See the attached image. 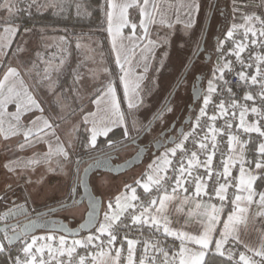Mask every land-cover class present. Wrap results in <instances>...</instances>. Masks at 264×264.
I'll return each mask as SVG.
<instances>
[{"label": "snow or ice", "instance_id": "obj_1", "mask_svg": "<svg viewBox=\"0 0 264 264\" xmlns=\"http://www.w3.org/2000/svg\"><path fill=\"white\" fill-rule=\"evenodd\" d=\"M106 3L107 31L112 37L113 50L117 53L116 62L123 72L119 79L123 84L127 107L128 109L138 108L143 104V98L140 95V80L143 77L136 79L129 77L130 69L125 70L124 64L121 63L123 44L121 43L118 47L117 40L128 39L134 47L138 46L136 41L147 40V45L142 51L152 52L156 42L149 39L150 26L158 22L164 24L163 13L155 0H106ZM33 5L37 6L38 11L46 7H56L51 4H37V0H31L28 8ZM133 7L139 11V25L129 20V9ZM199 7L196 0L180 4V8L186 9L189 17L186 28L192 26V14L198 12ZM0 10H6L9 17L20 11L14 0H4L0 3ZM244 21L240 25L233 24L226 32L225 40L217 43L221 60L213 72V79L208 82L202 97L203 106L199 108L198 115H195L191 130L182 133V138L178 142L174 141V147L166 149L161 157L149 165L148 172L145 174L146 179L141 177L134 182L149 198L142 200L137 195V187L125 184L126 192L117 195L114 202L110 201L107 204L103 221L97 222L98 235L90 234L83 239H73L70 243L63 235L59 236L58 242H56L57 237L51 234L29 235L30 229L35 226V221H29L24 225L18 223L6 225L4 229H0L4 232L3 240L7 241L8 245L14 241H21L17 254L15 256L10 254L11 264H208L206 257L216 254L226 257V264H264V234L256 246L242 239L249 234V224L253 219L250 208L253 205L257 206L256 215L264 217V192L255 191L254 183L258 176L254 174L251 167L254 163L255 170H264V139L258 142L257 158L254 161H246L245 151L252 137L249 135V138L245 140L240 138L243 134L252 133L264 138V123H262L264 122V54L253 52L256 46L264 48V18L252 14L245 16ZM256 24H259V27H256ZM128 27L131 28V32L125 37L123 29ZM137 27L142 30L141 36L136 35ZM168 27H171V24H168ZM238 29H243L239 33V39L236 38ZM17 31L18 28L11 25L3 28V34H0V51L10 47V38L14 39ZM25 31L29 30L25 29ZM227 41H231L233 47L225 52L224 45ZM17 51H23V49L18 48ZM246 51L249 52L246 58L247 63L241 55ZM229 55L235 56L236 62L242 69H248V71L235 72L237 86L247 89L239 98L224 78L226 70L234 71L233 62L226 59ZM143 58L148 59L147 56ZM124 59L125 62L131 63L126 54ZM63 64L64 60L61 59L59 66ZM145 71H147V65H145ZM47 72L46 68L44 79L49 78ZM19 77L20 73L16 68L8 67L0 78V136L7 140L10 137L22 135L23 142L18 144L21 150L42 141L47 143L48 150L44 153H34L26 161L19 159L9 161L4 167L9 172L15 173L17 168H31L35 171L36 166L44 164L48 166L49 172L67 168L66 174L71 176L72 170L67 166L72 163L71 152L74 149L72 141L69 140L65 144L60 140L56 133L59 125L43 115L44 109ZM219 81H223V84L221 85ZM256 86L258 90L252 91ZM214 96L218 102L213 100ZM102 100L107 103L111 115L116 119L98 124L94 120L89 121L87 116L84 117L83 123L91 124V127L86 129L90 133L87 143L91 149L97 147L98 136L109 135L113 125L123 126L124 135H128L120 100L111 82L93 100V103L99 106ZM248 102H252V106ZM257 102L259 106H255ZM9 104L15 105L14 113H7ZM209 105L213 106L211 115L208 111ZM168 110L171 111V109ZM33 111L39 112L40 115L35 116L28 126L24 125L21 120L22 115ZM249 112L256 117L252 122L247 120ZM89 115L94 116L93 113ZM6 116L10 117L7 129L4 127ZM218 120L223 121L220 126H217ZM237 120L238 123H236ZM73 130L78 131L75 128ZM218 137L221 139L218 140ZM224 137H227L226 142L223 141ZM188 142H191L192 149L188 148ZM111 143L109 141V146ZM218 152L221 159L219 165L214 168L213 159ZM54 157L55 160H53ZM76 163L78 165L79 161ZM237 164L239 165L238 175L233 176L232 169ZM209 181L212 182L211 186ZM26 182L32 183L31 179ZM39 182H43V176ZM229 189H234L231 195H229ZM75 191L76 189L73 188L72 192ZM181 193H184L182 201L179 199ZM205 196L209 198L208 201L201 199ZM257 196L258 200L255 199ZM213 198L220 203H212ZM177 202L195 203L196 215L203 226V231L199 235L170 227V212L183 211V207L177 206ZM16 214L18 213L10 209L5 213V217ZM94 215L93 207V211L89 213L88 223H92ZM3 218L0 217V219ZM218 225L222 227L218 228ZM144 227L150 230L147 238H144L143 232L140 231ZM9 228L12 235L8 234ZM133 228L140 231L139 239L130 238V231ZM152 229L155 231L152 232ZM160 232L165 237H174L179 240L178 250L170 254L163 246V242L155 236V233ZM217 233L219 238H216ZM118 239L119 247L116 246ZM138 244L142 248L139 257L137 256ZM190 244L197 245L198 248L190 247ZM213 244L214 248H211ZM227 244H231L232 247L225 249ZM236 246L244 248L238 256ZM77 249H84V254L79 253ZM5 251L10 253L7 245L0 242V253Z\"/></svg>", "mask_w": 264, "mask_h": 264}, {"label": "rangeland", "instance_id": "obj_2", "mask_svg": "<svg viewBox=\"0 0 264 264\" xmlns=\"http://www.w3.org/2000/svg\"><path fill=\"white\" fill-rule=\"evenodd\" d=\"M21 1H28L29 4L31 3V0H14L16 7L20 8ZM79 1L81 0H37V4L41 3L59 6L75 2L78 7H83L82 10H86V8H84L85 5L83 6ZM3 2L4 0H0V3ZM262 2L264 3V0H262ZM201 3L199 23L193 28H162L157 29L156 32L153 31V36L149 35L150 40L155 42V38L157 39L156 41L159 43V48L157 53H154L152 62L147 71L143 72L145 70V63L138 62V67L141 70L139 74L143 76L140 82V95L143 93L144 100L143 104L137 108V112L135 113V108L128 109L125 100L126 113H123L125 122L128 125V135H124L121 141L130 140L142 131V127H145L153 115L161 109L175 84L183 74V71L189 64L190 59L197 50V45L200 44L207 18L214 2L212 0L207 1L206 11L203 6L205 1H201ZM221 5V3H218V6ZM47 8L48 7L43 8L42 10ZM230 8L231 5L229 4L228 9L230 10ZM107 11L108 9L106 12ZM136 13L139 15L138 9L135 7L130 8L129 20L131 23L139 25V18L137 22L133 20ZM217 17V13L213 15L214 24L217 21ZM231 17H233L232 14ZM214 24L212 25L213 29L208 33L209 38L207 39V43H209L211 35L214 34ZM0 25H2L3 28L9 25L18 28L15 23L10 21L9 14L6 10H0ZM225 26L224 33L226 34L227 30L232 27L231 19L229 25L226 24ZM258 26L259 24H256V27ZM3 28L0 29V34H3ZM238 31H242V29H238ZM124 32L130 34L131 28H125ZM141 34L142 30L137 27L136 35L141 36ZM14 39L10 38V47H5L0 51V78L3 77L8 67L16 68L20 73L19 78L24 81V85L44 109L43 115L59 125V127L56 128V133L60 137V140L65 144L71 140L74 145V149L71 152L72 163L67 166L72 170L71 176L66 174L67 168L64 170L56 169L53 172H49L47 170L48 166L44 164L36 166L35 171L31 168H17L16 172L12 173L4 167L6 163L17 159L26 161L31 158L34 153L46 152L48 150V145L46 142L42 141L32 147H26L21 150L18 144L23 142L22 135L10 137L7 140H5L3 136H0V197H4V201L2 202L3 205L8 206L9 210L24 206L27 207L28 210H38L62 203V201L67 198L64 196L66 194L65 184L68 182L67 180L71 177V180L74 182V174L77 167L81 170L84 166V163L81 164V162L77 165V154H82L86 157L99 152V150L91 149L88 146L87 141L90 138V133L86 129L90 128L91 124H85L83 120L86 116L89 121L94 120L97 123L98 120L101 121L100 123H107L110 120L116 119V117L111 115L107 103H105V107H103L104 111L98 112L101 108L100 104L99 108H97L98 111H91L93 100L98 96V93L105 89L109 82L112 83L113 77L106 62V50L102 46L100 38L94 32L88 31L77 35L76 47L78 51L75 53L71 51L70 44L64 36L48 33L44 28L23 31V33L19 35L14 48H11ZM107 41L112 56L115 53L114 57H117L116 51L112 53V38L110 36H107ZM140 41L147 45V40L141 39ZM218 41H220V39ZM117 43L123 44L124 51L122 52L126 51L125 54L128 60L131 56L135 55L136 51L138 52V50L141 49L139 47V49H134V52H130L129 48H133L134 46L128 39L117 41ZM18 48H22L23 51H17ZM216 50L217 45L215 47V52ZM147 53L149 52L142 51L141 57L139 56L140 60L144 55H147ZM121 57L123 58L124 56ZM61 59L64 60V64L59 66ZM121 63H123V59H121ZM123 64L126 70L128 63ZM198 64H200V62ZM129 66H131V64ZM212 66V75L206 84H208L209 80L213 79L215 67L214 64H212ZM195 67L196 66L193 65L189 74L177 89L167 109L156 121L154 127L148 131V137L156 134V132L168 121L178 105L182 104L185 106L190 102V79ZM46 68L48 69V79H44ZM118 68L121 76L123 72L121 71L120 65H118ZM66 77L68 78L64 81L63 79ZM78 77L79 79H77ZM145 84L149 89L148 91L145 90L144 93L143 88ZM206 88L205 86L204 92ZM202 97L203 95L201 96L195 115L199 113V108L202 105ZM10 106L11 105H9V107ZM96 106L98 105L96 104L95 107ZM11 109H15V107L12 105ZM168 109H171V111ZM90 113H93L94 116L89 115ZM39 115L40 113L36 111L28 112L23 119L21 118L22 123L28 122L26 123L28 126L30 121L34 119L35 116ZM117 126L120 125H113L112 128ZM74 128L78 129V131H74ZM114 144L115 143L111 144V146L107 144V146L111 148L114 147ZM170 146L174 147V143ZM127 152H130V149H128ZM164 152L165 149L162 150L160 156H162ZM122 155L124 156L125 154ZM158 157L159 155L155 157V160ZM55 159L54 157L53 160ZM150 164L148 160H143L140 164L116 175L105 172L93 173L90 176L92 191L95 195L101 196L103 203L110 197L112 200H109L107 204L110 201L113 202L114 197L126 190L124 187L125 184L130 185L136 180L141 179V177L146 178L145 172H147V168ZM42 176L43 182L41 183L39 181ZM28 179H31L32 183H27L26 181ZM85 210V204H80L61 209L57 214L59 217L68 221V223H70V218H73V223L71 225H75L82 219ZM103 213L100 214L99 222L103 221ZM97 227L98 224L93 232L71 238L70 241L73 239H83L90 234H98L96 232ZM43 235L45 234L41 236Z\"/></svg>", "mask_w": 264, "mask_h": 264}, {"label": "trees", "instance_id": "obj_3", "mask_svg": "<svg viewBox=\"0 0 264 264\" xmlns=\"http://www.w3.org/2000/svg\"><path fill=\"white\" fill-rule=\"evenodd\" d=\"M217 1H219L221 4L224 3L223 1H228L227 6L230 3V0H217ZM75 2L66 4V5L62 4L56 7H48L45 10L41 9L38 11L36 5H33L31 8H28V5H29L28 1H21L20 8H19L20 11L16 12L14 15L9 17L10 21L15 23L18 26V31L16 32V36L11 45V48H14L19 35H21L23 31H25V29L37 30L40 28H44L47 30L48 33H53V34L64 36L70 44L71 51L75 53L78 51L76 47L77 35L88 32V31L94 32L100 38L102 46L106 50L105 51L106 52V62L111 71V75L113 77L112 84L116 88V94H117L118 99L120 100L121 110L122 112L126 113V103L124 99L123 88H122V84L120 83V79H119L120 70L115 63V60L111 54V51L109 49V44L107 41V31H106L107 3H106V0H81L79 1L83 6L85 5L84 8H86V10L84 9L82 10L83 7L81 6L78 7L75 4ZM138 18H139V15L136 13L133 19L134 22H137ZM2 28H3L2 25H0V29ZM224 36H226V34L223 31L221 35H219V39L221 40ZM214 56H215V52H214ZM0 73H1V70H0ZM68 77H66L63 80L65 81ZM143 89L145 93V90L148 91L149 87L147 88V85L145 84ZM141 96L144 100L143 93ZM135 112H137V108H135L134 113ZM126 126H128L127 123H126ZM143 128L144 127H142V129ZM123 138H124V127L123 126L114 127L112 128V131L109 133L107 137L99 136L97 138V147L95 149L101 151V150L108 148L107 144H109V141L112 142L111 144L115 143L114 146L121 145L122 143L127 141V140L121 141ZM258 142L259 141L257 140H251L250 143L247 145V148L245 151L246 161H254L257 158L256 149H257ZM77 158H78V161L80 162L84 158V155L77 154ZM262 180H264V177L258 178L255 181L254 186L255 187L260 186L262 184ZM130 185L133 187L136 186L134 182L131 183ZM137 195H139L141 198H144V194L140 187H137ZM66 199H64L62 202L66 201ZM109 200H112L111 197L107 199L105 203L102 202L101 213L104 212V209L107 206V202ZM3 201H4V197L0 199V214L9 210L8 206L3 205L2 203ZM76 205L77 204H75V206ZM93 231L94 229L91 230L90 232H93ZM39 233H48V232H39ZM20 246H21V241L17 242L13 246L7 245L8 249L10 250V253L9 251L0 253V264H11V259L9 258L10 254L11 256H15ZM206 260L208 264H226V257H220L218 254L209 255L206 257Z\"/></svg>", "mask_w": 264, "mask_h": 264}, {"label": "crops", "instance_id": "obj_4", "mask_svg": "<svg viewBox=\"0 0 264 264\" xmlns=\"http://www.w3.org/2000/svg\"><path fill=\"white\" fill-rule=\"evenodd\" d=\"M201 1H205V4L203 6H204V9L206 11V6H207L208 0H196V2L199 3L200 7H199L198 12H194L192 14L193 23H192V26L190 28H193L194 26L197 25V23H199L198 21H199L200 15H201V5H202ZM155 2L160 6V11H161V13H163V18L165 20V23L161 24L158 22L155 25H151L150 30H149V33H150L149 35L153 36V31L156 32L157 29H162V28L163 29L164 28L190 29V28L185 27V25L187 24V22L189 20V17L186 14V9L180 8V4L182 2L187 4L188 2H190V0H155ZM263 4L264 3L262 2V0H230V5H231L232 11H233L232 12L233 17H231V25L243 24L245 22L244 17L247 15L255 14L256 16H260L261 18H264V5ZM106 18H107V16H106ZM159 19H160V17L158 16L157 20L159 21ZM139 20H140V15H139ZM168 24H171V27H168ZM107 28H108V23L106 20V31H107ZM242 31H243V29H242ZM107 34H108L107 36H110L108 31H107ZM123 34L125 37H127L129 35V34L124 32V29H123ZM156 40L157 39L155 38L156 47L152 50V52H149V53H147V55L143 56V57L147 56L148 57L147 60H145L143 57L140 60L142 49L145 46L144 42L142 43V41H140V40L136 41V44L138 46H135L134 49L135 50L139 49V47L141 49L138 50V52L136 51L135 55L131 56L129 58V60L131 61V63H130L131 66H129L130 65L129 63L127 64V62H125L124 57L123 58L121 57V59H123V63L128 65V66H126V68H127L126 70L130 69L129 77H131L132 79H136L138 77H143L142 75L139 74V72H141V70L139 69L138 65H139V63L143 62V63H145V65H147V69H148V67L150 66V64L152 62L154 53L156 54L157 50L159 48V43ZM117 41H120V40L118 39ZM119 45H121V43H119V44L117 43V46H119ZM132 49H133L132 47L129 48L130 52H132ZM113 51L114 50H112V53H113ZM125 52H122L121 56H125ZM114 54H113V57H114ZM114 60H116V57H114ZM116 65H117V63H116ZM144 69H145V66H144ZM135 71H137V72H135ZM143 72H145V70ZM122 75H123V73L121 74V76ZM140 82H141V80H140ZM207 86H208V84H206V87ZM122 88H123V84H122ZM101 92L98 95H100ZM105 103L106 102L104 100L101 101V103H100L101 108L99 109V111L97 110V108H99V106L95 107L96 104L93 103L91 106V111H94V110H96L98 112L104 111L103 107H105ZM126 103H127V100H126ZM9 105H11V106L9 107ZM9 105L7 106V113H9V114L14 113L16 111L15 105L14 104H9ZM12 105H13V107H15V109H11ZM26 114H23L21 118L23 119V117L26 116ZM9 120H10V117L6 116L5 117V124H4V127L6 129L8 127ZM100 122L101 121L98 120V123H100ZM26 123H28V122H26ZM26 123L23 122V124L27 126ZM257 147H258V145H257ZM256 152H257V149H256ZM159 157H161V156H159ZM153 161H155V159L152 160V162H150V163L152 164ZM251 167L254 170V174H256L258 176V178L264 177V170H255L254 163L251 165ZM147 172H148V168H147ZM147 172H145V174ZM74 176H75V174H74ZM67 181L68 182L65 184V187H66V190H65L66 194L64 195L65 197H68L70 195L72 188H73V180H71V177ZM135 187H137V186H135ZM254 188H255V191L257 193L264 192V180H262V184L260 186H257V187L254 186ZM141 190L143 192L142 188H141ZM125 192H126V190L124 192H121L119 195H122ZM128 194L130 195V192H128ZM143 194H144V198H142L143 200H146L149 198L144 192H143ZM153 195H155V193H153ZM183 195H184V193L180 194L179 199L181 201H182ZM201 199H203L204 201H208L209 198L202 197ZM255 199L258 200V196L255 197ZM211 202L217 203V204L220 203L219 201H211ZM177 206L183 207V211L176 212V211L172 210L170 212V215H169V219L171 220L170 227H172L174 230L188 232L189 234H192V235H199L200 232L203 231V226L199 222L200 218L196 215L197 209L195 207V203L180 204L179 202H177ZM256 211H257V206L253 205L250 208V213H251L253 219L250 221V224H249V234L247 236L242 237V239H244L247 243H249L252 246H256L259 243V240H260L262 234H264V217L257 216ZM217 227L218 228L222 227V225H218ZM37 234L39 236H41L42 234L55 235L57 237L56 242H58V238H59V236H61V234L54 233V232L41 233V234L37 233ZM37 234H35V235L38 236ZM45 235H43V236H45ZM68 238L69 237H66L67 240H68ZM216 238H219L218 233L216 234ZM189 246L193 247V248H198L197 245H191L190 244ZM210 247L214 248V244L211 245ZM230 247H232L231 244L225 245V249H228ZM240 251H244V248L242 246H236L237 256H238V253Z\"/></svg>", "mask_w": 264, "mask_h": 264}, {"label": "water", "instance_id": "obj_5", "mask_svg": "<svg viewBox=\"0 0 264 264\" xmlns=\"http://www.w3.org/2000/svg\"><path fill=\"white\" fill-rule=\"evenodd\" d=\"M217 1V0H214ZM213 7L210 10V13L208 15L203 35L199 44V48L196 50L193 58L185 68L183 74L179 78L178 82L175 84L173 90L171 91L170 95L162 105L161 109L158 111V113L155 115V118L148 124V126L143 130L141 135L131 141L132 144H138V140L144 135V133L147 131V129L151 126V124L156 120V118L162 113V111L169 105L171 102L175 92L179 88L181 82L186 77L190 67L192 66L194 60L197 58V56L200 54V52L204 49V42L206 39L207 31L209 28V24L211 21V16L213 13ZM191 93L193 96V101L197 102L200 101L203 89L199 85V83H196V87L191 89ZM181 135V134H179ZM176 141L175 139H172L171 141H168L165 146L172 145ZM155 151L161 150V146L157 145L154 146ZM146 153V148L143 146H139V149L130 157L126 158L125 160H122L120 162H114V156H105L103 153H99L93 157H90L88 159V162L82 167L80 170L79 167H77L75 171V179H74V185L73 188L76 189L75 192H72L71 198L66 201L59 203L57 205L33 212L31 214H27L28 208L27 207H17L12 209L13 212L18 213L13 216L5 217L4 214V222L0 224V229H4L6 225H14V224H20L24 225L27 224L29 221H35V226L30 229L29 235H35L39 232H54L59 233L63 236L69 237V238H76L81 236L82 234L89 233L91 230H93L97 226V222H99L100 214H101V207H102V198L101 196L95 195L92 191L91 185H90V176L93 173L98 172H105L110 174H120L123 173L129 169H131L133 166L140 164L143 162L144 156ZM77 190H79V193L77 194ZM73 203L80 205L82 203L85 204L86 210L84 212V215L82 219L76 223L75 225H70L68 221L64 220L63 218L53 215V213L57 210H60L62 208L68 207L72 205ZM93 207L95 208V215L92 223H88L89 220V213L93 211ZM8 212V211H7ZM6 212V213H7ZM15 221L8 222L9 219L16 218ZM82 225H86V227H81ZM4 234L3 231H0V242L7 244V241L3 240ZM8 234L12 235V231H9ZM19 241H14L11 245L13 246Z\"/></svg>", "mask_w": 264, "mask_h": 264}, {"label": "flooded vegetation", "instance_id": "obj_6", "mask_svg": "<svg viewBox=\"0 0 264 264\" xmlns=\"http://www.w3.org/2000/svg\"><path fill=\"white\" fill-rule=\"evenodd\" d=\"M213 2H214L213 3V5H214L213 13L211 16V21H210L209 28H208L207 35H206V39L204 42V49L202 52H200V54L194 60L192 66L190 67V69L187 73V75H188L190 70L192 69L193 65L196 66L194 68V70L192 71V75H191L192 77L190 79V83H191L190 84V93H189L190 102L188 104H186L185 106L182 104H181L182 106L178 105L177 108L174 110V113L168 119V121L156 132L155 135L148 137L147 133L151 128L154 127L156 121L159 119V117L163 114V112L167 109V107L169 105L162 111V113L151 124V126L147 129V131L144 133V135L138 140V144H132L131 141L141 135L143 130L155 118V115L158 112H156V114L153 115V117L148 121V123L145 125V127L142 129V131L139 132L138 135L135 136L134 138L127 140L126 142L122 143L121 145L114 146V147H111L108 149L106 148L105 150H101L97 153L88 155V156L84 157L83 159H85V158L88 159V158L93 157L99 153H103V155H105V156H110V155L114 156L115 157L114 162H120V161L125 160L126 158L130 157L131 155H133L139 149V146H143L144 148H146V153H145L143 160H148L149 162H152V160H154L155 157H157L158 155L160 156V153L162 152L163 149L166 150L170 146V145L165 146V144L168 141L175 139L177 142L181 138V135H179V134L185 133V131L189 128V126H190V124L194 118L198 104H199V100L197 102L193 101L191 89L193 87L194 88L196 87V83H199V85L202 87L203 92H204V88L206 86V83H207L208 79L210 78V76L212 75V69H213L212 64H214V57H215L214 52H215V47H216L218 40H219V35L224 31V29L226 27L225 25L226 24L229 25L231 14H232L231 8L229 10L228 6H227L228 1H223L224 3L221 6H218V3H220L219 1H213ZM211 9H212V7H211ZM216 13H217L218 17L216 18L217 21L214 24L213 15ZM213 24H214V30L215 31H214V34L211 35L209 43H207V39L209 38L208 33H209V31H211L213 29L212 28ZM193 56H192V58H193ZM199 62H200V64H198ZM184 79H183V81H184ZM157 145L161 146L160 151H158V150L155 151L154 146H157ZM128 149H130V152H127ZM122 154H125V155L123 156ZM83 159L80 162H81V164L84 163V165H85L88 162V160H83ZM73 185H74V182H73ZM77 191L79 193V190H77ZM71 195H72V191H71L70 195L67 197L66 201H68L71 198ZM66 201H64V202H66ZM72 206H75V203H73L72 205H70L68 207H72ZM68 207H65V208H68ZM43 209H45V208H43ZM62 209H64V208H62ZM39 210H42V209L28 210L27 214H31V213L39 211ZM58 211L59 210L55 211L53 213V215L58 216V214H57ZM17 218L18 217L9 219L8 222L15 221ZM72 220H73V218H70V225L73 223ZM9 231H11L10 228H9ZM2 236H4V234H2Z\"/></svg>", "mask_w": 264, "mask_h": 264}, {"label": "built area", "instance_id": "obj_7", "mask_svg": "<svg viewBox=\"0 0 264 264\" xmlns=\"http://www.w3.org/2000/svg\"><path fill=\"white\" fill-rule=\"evenodd\" d=\"M259 27V26H258ZM240 32H242V31H238V34H237V39H239V33ZM222 40V39H221ZM220 40V41H221ZM223 40H225V37H224V39ZM231 47H233V44H232V42L231 41H227L226 43H225V45H224V50H225V52H227V50L229 49V48H231ZM253 52L255 53V54H264V48H260L259 46H256L254 49H253ZM242 55V58H245V62L247 63V56L249 55V52L248 51H246L245 53H242L241 54ZM226 59L227 60H231L232 62H233V68H234V71L233 72H228L227 70L225 71V80H227L228 82H229V86H231L232 88H233V92L234 93H236V96L239 98V97H242L243 95H244V93H245V91L247 90L245 87H243V86H237V77H236V75H235V72H238V71H241V70H245V71H248V69H242L241 68V66L239 65V63H237L236 62V58H235V56H226ZM221 60V55H220V52L219 51H217L216 50V53H215V57H214V67H215V69L217 68V65H218V62ZM219 83L222 85L223 84V81H219ZM258 90V86H256V87H254L253 89H252V91H257ZM203 94V93H202ZM213 100L215 101V102H218L217 100H216V97L214 96L213 97ZM248 104L250 105V106H252V102H248ZM203 106V101H202V105H201V107ZM255 106H259V102H257V104L255 105ZM208 111H209V114L211 115L212 114V112H213V106L212 105H209V108H208ZM196 115H198V113L196 114ZM195 117V116H194ZM256 119V117L251 113V112H249V114H248V116H247V120L249 121V122H252V121H254ZM194 122V118H193V120H192V122H191V124H190V126H189V128L185 131V133H187V132H189L190 130H191V125H192V123ZM223 123V121L222 120H218L217 121V126H220L221 124ZM236 123H238V120L236 121ZM262 123H264V122H262ZM234 128H235V124H234ZM249 135L252 137V139L251 140H257V141H260V140H262V139H264V138H261V137H259V135L258 134H256V133H252V134H243V135H241V139L242 140H245V139H248L249 138ZM182 138V137H181ZM180 138V139H181ZM221 138L220 137H218V140H220ZM226 139H227V137H224L223 138V141L224 142H226ZM179 141V140H178ZM187 146H188V148L189 149H192V145H191V142H188V144H187ZM223 146V145H222ZM169 148H171V146H169L167 149H169ZM194 150V149H193ZM226 150V149H225ZM178 156H179V153H178ZM201 159H203V157H201ZM220 159H221V155H220V153L218 152L217 154H216V156L214 157V159H213V167L215 168V167H217L218 165H219V161H220ZM238 168H239V165L237 164L233 169H232V174H233V176H237L238 175ZM222 170V169H221ZM169 174H171V173H169ZM211 181H209V185L211 186ZM234 191V189H229V195H231V193ZM189 194H191V193H189ZM205 198H208L207 196H205ZM142 199V198H141ZM143 200V199H142ZM212 201H218L217 199H215V198H213L212 199ZM135 203V202H134ZM7 212V211H6ZM6 212H4V213H1L0 214V217H4V214L6 213ZM4 222V218L3 219H0V224H2ZM140 231H142L143 232V236H144V238H147V237H149V235H150V230L147 228V227H144L143 229H141ZM140 231H137L136 230V228H133L131 231H130V238H137V239H139L140 238ZM152 232H154L155 230L154 229H152L151 230ZM92 235H98V234H92ZM155 236L158 238V239H160L162 242H163V246L166 248V250H168L169 251V253L171 254V252H173V251H176V250H178V246H179V243H180V241L179 240H177V239H175L174 237H165L163 234H162V232H160V233H155ZM71 238H68V242L70 243L71 241ZM117 247H119L120 246V244H119V239H118V242H117V245H116ZM125 248H126V245H125ZM77 251L79 252V253H81V254H84V252H85V250L84 249H77ZM141 253H142V248H141V246L138 244L137 245V256L139 257L140 255H141Z\"/></svg>", "mask_w": 264, "mask_h": 264}]
</instances>
